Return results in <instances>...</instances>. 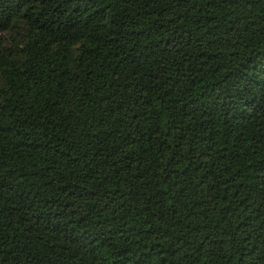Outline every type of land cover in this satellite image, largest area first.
<instances>
[{"label": "trees", "instance_id": "16d2710c", "mask_svg": "<svg viewBox=\"0 0 264 264\" xmlns=\"http://www.w3.org/2000/svg\"><path fill=\"white\" fill-rule=\"evenodd\" d=\"M0 264H264V0H0Z\"/></svg>", "mask_w": 264, "mask_h": 264}]
</instances>
